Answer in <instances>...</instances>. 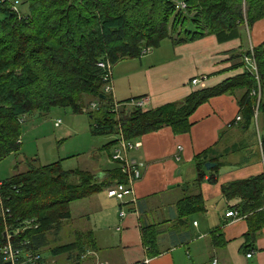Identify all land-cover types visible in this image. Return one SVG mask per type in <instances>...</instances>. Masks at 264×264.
<instances>
[{
  "label": "trees",
  "instance_id": "obj_1",
  "mask_svg": "<svg viewBox=\"0 0 264 264\" xmlns=\"http://www.w3.org/2000/svg\"><path fill=\"white\" fill-rule=\"evenodd\" d=\"M16 1L19 13L12 9ZM0 16V163L21 149L23 115H44L55 107L81 114L86 97L99 102L96 110L85 112L94 135L117 136L121 129L132 142L167 127L175 135L190 133L194 126L190 119L199 107L223 95L237 97L246 130L255 129L259 120L264 124V43L231 53L232 59L240 61L236 68H245L239 76L213 88L196 89L182 102L156 109L128 106L138 98L117 101L119 115L114 98L104 93L105 71L99 66L103 61L113 67L125 59L141 58L167 39L175 45L211 35L222 43L242 39L246 28L264 19V0H0ZM145 50L150 51L144 54ZM246 57L254 59L255 65L247 63ZM259 139L264 159V134ZM213 151L196 157L197 185L204 181L208 161L217 163L211 172L224 165L223 156L213 157ZM62 164L63 160L31 166L0 181V264H9L2 254L7 231L25 257L39 255L45 264L42 249L50 245L49 234L59 232L63 222L72 218L70 205L125 183L119 163L104 172L103 180L89 171L64 170ZM208 181L216 184L214 178ZM222 191L227 200L236 196L243 200L231 209L247 217L245 251H251L264 227V172L230 182ZM203 209L200 194L180 201L183 216ZM157 232L153 226L143 229L150 258L160 254ZM222 235L219 229L213 239L223 242ZM88 237L79 235L73 243L55 245L51 254L67 256L71 264H84L87 252L96 249L94 242L85 244Z\"/></svg>",
  "mask_w": 264,
  "mask_h": 264
},
{
  "label": "crops",
  "instance_id": "obj_2",
  "mask_svg": "<svg viewBox=\"0 0 264 264\" xmlns=\"http://www.w3.org/2000/svg\"><path fill=\"white\" fill-rule=\"evenodd\" d=\"M163 42L157 51L151 49L141 58L125 59L113 66L116 102L138 98L146 101L147 109H156L182 102L196 89L213 88L243 74L245 68H236L240 61L232 59L231 53L264 43V19L250 30L246 28L242 39L229 42L222 43L213 35L181 45L170 40L171 47L166 51L161 50ZM200 77L206 78L200 85L193 86L191 81ZM238 115L241 116L237 97L223 95L199 107L190 119L194 124L190 133L175 135L167 127L143 136L139 140L142 146L131 153L143 173L133 197L127 203H120L108 198L104 190L87 201L93 205L92 223L88 222L90 214L87 212L79 229L78 224H70L73 214L62 224L71 225L67 229L71 241L67 244L77 240L82 228L88 229L85 244L91 246L94 242L96 249L87 252L83 263L264 264V227L257 233L251 251H245V236L249 231L247 217L226 216L231 210L239 212L231 208L242 204L243 200L240 196L227 200L223 186L264 172L261 149L253 146L256 128L246 130L241 122L236 124ZM258 125L263 127V120H259ZM211 148H214L213 157L223 156L224 165L217 172H206L204 181L197 185L200 171L196 157ZM104 172L92 173L103 180ZM211 178L216 184L209 183ZM199 194L204 209L192 215H181L180 201L187 195ZM122 211L124 218L120 216ZM149 226L158 231L160 254L155 258L149 257L143 243V229ZM219 229L223 242L213 239ZM249 252H253L251 258H248ZM62 257H54L52 261L44 258L45 264H71L67 256L65 263Z\"/></svg>",
  "mask_w": 264,
  "mask_h": 264
},
{
  "label": "rangeland",
  "instance_id": "obj_3",
  "mask_svg": "<svg viewBox=\"0 0 264 264\" xmlns=\"http://www.w3.org/2000/svg\"><path fill=\"white\" fill-rule=\"evenodd\" d=\"M23 10L24 13L27 12L26 8ZM19 15H23V13L20 11ZM170 47V39H167L163 42L161 50L166 51ZM157 49H154V51H157ZM94 103L99 104L97 100L86 97L83 113L81 114H75L68 107H55L48 114L42 115L36 112L31 115H23L21 119L24 120L22 123L21 149L0 163V181L24 173L31 166H46L60 160H63L64 170H84L100 173L109 169L113 164L109 156L110 149L105 148V146L113 140H117V136L94 135L92 133V124L88 115L85 114V110L90 104ZM57 123L59 126H56ZM258 126L255 129L257 133V136L255 135L256 144L253 145L256 149L260 148L257 137L264 134V128L261 126L258 128ZM111 146V149H113V144ZM87 201H90V198L79 200L70 205L74 217L70 224L73 223L74 226L78 224V229L85 222L87 212L90 214L88 222L92 223V220H94V212H90L93 210V205L87 203ZM1 213L0 205V215ZM68 227L70 228L71 225H62L59 232L49 234L48 238L51 240V246L46 247L42 252L47 261L54 259L51 248L61 242L67 244L71 241L67 234ZM81 230L80 235H87L88 229L82 228ZM61 259L64 260V263L66 262L65 256Z\"/></svg>",
  "mask_w": 264,
  "mask_h": 264
},
{
  "label": "built area",
  "instance_id": "obj_4",
  "mask_svg": "<svg viewBox=\"0 0 264 264\" xmlns=\"http://www.w3.org/2000/svg\"><path fill=\"white\" fill-rule=\"evenodd\" d=\"M18 4L16 1L13 5L12 9L14 12H18ZM182 8H186L185 4H181ZM150 51V50H149ZM148 51V52H149ZM147 50L144 51V54L148 53ZM245 61L247 63H252L255 65L254 59L250 57H246ZM99 66L105 71V76L103 78L104 81V93L106 95H111L114 98V85H113V67L107 62L103 61L99 64ZM206 77L195 78L191 81L193 86H198L202 83ZM115 100V98H114ZM98 104H91L90 108H86L85 112H89L90 110H96L98 108ZM128 106L132 107H140L143 109L147 108V104L145 100L133 101L128 104ZM121 106L115 101V109L117 115H119ZM242 121V117L238 115L236 117L235 123L238 124ZM232 125V124H231ZM56 126H59L57 123ZM117 143L111 150V162L119 163L122 173L125 176V183H119L114 187H110L106 192L108 198L115 200L120 203H127V200L133 197L135 194V186L142 179L143 173L141 170V165L131 157V153L137 149H139L142 144L140 141L132 142L127 140L124 137V133L120 129V133L117 135ZM120 216L122 218L125 217V213L122 211ZM3 217L6 216L3 214ZM227 217H239L237 212H228ZM6 220V219H5ZM2 254L5 256V260L9 264H41L42 257L36 254H28L26 257L24 256V251L20 246L14 245L11 241L7 242V245L2 248ZM253 256V252L248 254V258Z\"/></svg>",
  "mask_w": 264,
  "mask_h": 264
},
{
  "label": "water",
  "instance_id": "obj_5",
  "mask_svg": "<svg viewBox=\"0 0 264 264\" xmlns=\"http://www.w3.org/2000/svg\"><path fill=\"white\" fill-rule=\"evenodd\" d=\"M100 98L103 100H106L107 97L105 95H101ZM216 166H217V164H215V163H211V162L206 163V169L208 171L213 170Z\"/></svg>",
  "mask_w": 264,
  "mask_h": 264
},
{
  "label": "bare ground",
  "instance_id": "obj_6",
  "mask_svg": "<svg viewBox=\"0 0 264 264\" xmlns=\"http://www.w3.org/2000/svg\"><path fill=\"white\" fill-rule=\"evenodd\" d=\"M4 238H5V241H6V242L11 241V238H12L11 233L7 231V232L5 233V235H4Z\"/></svg>",
  "mask_w": 264,
  "mask_h": 264
}]
</instances>
